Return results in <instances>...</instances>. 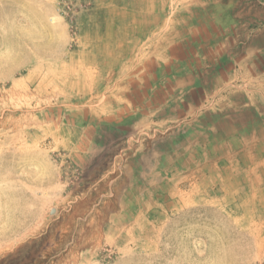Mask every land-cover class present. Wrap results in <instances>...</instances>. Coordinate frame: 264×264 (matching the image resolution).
Instances as JSON below:
<instances>
[{
    "label": "rangeland",
    "instance_id": "obj_1",
    "mask_svg": "<svg viewBox=\"0 0 264 264\" xmlns=\"http://www.w3.org/2000/svg\"><path fill=\"white\" fill-rule=\"evenodd\" d=\"M100 1L0 0V264H264V163L156 177Z\"/></svg>",
    "mask_w": 264,
    "mask_h": 264
},
{
    "label": "crops",
    "instance_id": "obj_2",
    "mask_svg": "<svg viewBox=\"0 0 264 264\" xmlns=\"http://www.w3.org/2000/svg\"><path fill=\"white\" fill-rule=\"evenodd\" d=\"M97 9L93 33L114 49L108 63L117 69L104 78L105 95L139 114L131 127L155 146V176L219 184L256 176L254 165L264 163V0H109Z\"/></svg>",
    "mask_w": 264,
    "mask_h": 264
}]
</instances>
